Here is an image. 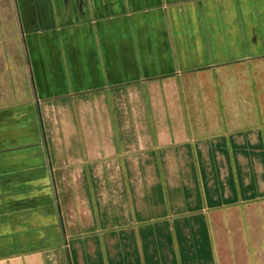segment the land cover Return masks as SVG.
Wrapping results in <instances>:
<instances>
[{"label":"crops","instance_id":"0c3cea01","mask_svg":"<svg viewBox=\"0 0 264 264\" xmlns=\"http://www.w3.org/2000/svg\"><path fill=\"white\" fill-rule=\"evenodd\" d=\"M0 264H264V0H0Z\"/></svg>","mask_w":264,"mask_h":264}]
</instances>
